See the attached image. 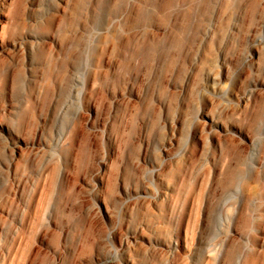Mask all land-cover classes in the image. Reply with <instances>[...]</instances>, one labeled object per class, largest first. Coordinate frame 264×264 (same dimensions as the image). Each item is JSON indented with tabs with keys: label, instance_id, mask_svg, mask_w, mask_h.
<instances>
[{
	"label": "rangeland",
	"instance_id": "374dc122",
	"mask_svg": "<svg viewBox=\"0 0 264 264\" xmlns=\"http://www.w3.org/2000/svg\"><path fill=\"white\" fill-rule=\"evenodd\" d=\"M0 264H264V0H0Z\"/></svg>",
	"mask_w": 264,
	"mask_h": 264
},
{
	"label": "bare ground",
	"instance_id": "6f19581e",
	"mask_svg": "<svg viewBox=\"0 0 264 264\" xmlns=\"http://www.w3.org/2000/svg\"><path fill=\"white\" fill-rule=\"evenodd\" d=\"M216 2V1H215ZM14 148V147H13ZM56 201H54L53 205L51 206V211L55 209L56 207V204H55Z\"/></svg>",
	"mask_w": 264,
	"mask_h": 264
}]
</instances>
